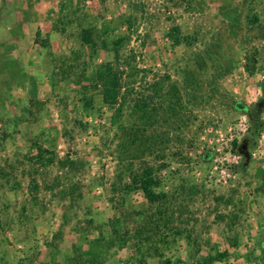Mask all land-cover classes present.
<instances>
[{"label":"rangeland","instance_id":"1","mask_svg":"<svg viewBox=\"0 0 264 264\" xmlns=\"http://www.w3.org/2000/svg\"><path fill=\"white\" fill-rule=\"evenodd\" d=\"M263 134L264 0H0V264H264Z\"/></svg>","mask_w":264,"mask_h":264},{"label":"trees","instance_id":"2","mask_svg":"<svg viewBox=\"0 0 264 264\" xmlns=\"http://www.w3.org/2000/svg\"><path fill=\"white\" fill-rule=\"evenodd\" d=\"M39 35L40 33L38 32L37 36ZM173 36L176 37V44H180L181 38L178 34L174 33ZM82 41L86 45H92L94 43L92 36L87 33V30L84 31L82 35ZM97 80L100 88L102 89L104 102L112 106L117 105L122 97L120 69L111 63L104 64L97 73ZM113 121L116 122L117 119L114 118ZM133 132L132 139L125 140L123 145L124 148L121 151V160L137 158L135 155L145 147L146 139L144 137V131L140 128H136ZM32 146L36 149L38 158L48 160L49 163L54 162V151L46 149L37 141H32ZM127 179L130 180L131 183L128 181V183H126V188L130 190L132 188V184H134L135 189H139L143 192L146 200L150 204V207L154 208L160 203L162 194L157 190L160 183L158 181V177L154 174L152 169L145 167L141 174L137 175L134 173L132 176L127 175ZM143 221L142 226L144 227L143 229L146 230L151 225L147 218L144 217Z\"/></svg>","mask_w":264,"mask_h":264},{"label":"built area","instance_id":"3","mask_svg":"<svg viewBox=\"0 0 264 264\" xmlns=\"http://www.w3.org/2000/svg\"><path fill=\"white\" fill-rule=\"evenodd\" d=\"M251 121L247 116H243L239 123H238V130L246 133L249 128L251 127ZM234 129H230V132H233ZM263 145H264V134L262 135V140L260 142V144L256 147L253 148H249L248 152L250 153V155L255 158V159H261L264 156V150H263ZM242 155L241 154H237L234 156V160L235 163H239L241 161ZM216 169H220L219 170V178L218 181L221 183H227L231 178H232V170L231 168H224V167H219L216 166Z\"/></svg>","mask_w":264,"mask_h":264}]
</instances>
